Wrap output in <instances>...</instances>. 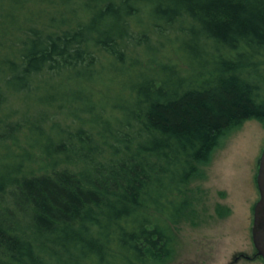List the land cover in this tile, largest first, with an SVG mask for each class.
Here are the masks:
<instances>
[{"label":"trees","instance_id":"trees-1","mask_svg":"<svg viewBox=\"0 0 264 264\" xmlns=\"http://www.w3.org/2000/svg\"><path fill=\"white\" fill-rule=\"evenodd\" d=\"M247 118L264 0H0V264H165Z\"/></svg>","mask_w":264,"mask_h":264},{"label":"rangeland","instance_id":"rangeland-1","mask_svg":"<svg viewBox=\"0 0 264 264\" xmlns=\"http://www.w3.org/2000/svg\"><path fill=\"white\" fill-rule=\"evenodd\" d=\"M264 147V122L247 118L219 137L203 178L188 184L192 210L175 228L165 264H264L252 243L256 174Z\"/></svg>","mask_w":264,"mask_h":264},{"label":"water","instance_id":"water-1","mask_svg":"<svg viewBox=\"0 0 264 264\" xmlns=\"http://www.w3.org/2000/svg\"><path fill=\"white\" fill-rule=\"evenodd\" d=\"M256 185L259 197L253 207L251 238L256 254L264 261V147L259 157Z\"/></svg>","mask_w":264,"mask_h":264}]
</instances>
